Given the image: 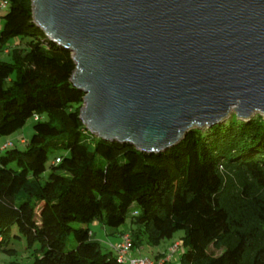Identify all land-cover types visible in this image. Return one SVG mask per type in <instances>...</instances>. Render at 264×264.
I'll return each mask as SVG.
<instances>
[{
    "label": "trees",
    "instance_id": "trees-1",
    "mask_svg": "<svg viewBox=\"0 0 264 264\" xmlns=\"http://www.w3.org/2000/svg\"><path fill=\"white\" fill-rule=\"evenodd\" d=\"M6 1L0 43L28 40L0 60V136L38 118L25 149L0 153V251L13 252L15 226L32 255L26 264H121L90 239L88 223L117 227L128 218L138 226L128 228L131 247L182 230L178 264H264L262 116L191 128L153 153L96 137L79 119L83 93L69 80L70 52L35 25L31 0ZM60 148L66 153L41 182L48 153ZM69 233L75 245L64 250Z\"/></svg>",
    "mask_w": 264,
    "mask_h": 264
},
{
    "label": "water",
    "instance_id": "water-1",
    "mask_svg": "<svg viewBox=\"0 0 264 264\" xmlns=\"http://www.w3.org/2000/svg\"><path fill=\"white\" fill-rule=\"evenodd\" d=\"M31 15L70 52L96 137L153 153L230 110L264 117V0H31Z\"/></svg>",
    "mask_w": 264,
    "mask_h": 264
},
{
    "label": "rangeland",
    "instance_id": "rangeland-1",
    "mask_svg": "<svg viewBox=\"0 0 264 264\" xmlns=\"http://www.w3.org/2000/svg\"><path fill=\"white\" fill-rule=\"evenodd\" d=\"M5 11H6V7H0V27L2 24V15L5 13ZM26 40H28V37L17 35V36L9 37L5 41L1 42L0 43V60L9 61L10 55L7 54L4 50H6V49L9 50L13 46H18V45L23 47L24 42ZM82 106H83V103H81L80 107H82ZM255 114L261 115L262 118L264 119L263 115L259 112L252 113L250 115V117L255 115ZM231 115L235 116L233 110H230L228 112V114L222 119L221 122H226ZM39 117L41 119H44L45 115L41 114ZM235 118L239 119L236 116H235ZM33 122H34V119L32 116H30L26 119V121L23 123V125L20 128L16 129L15 131H13L9 134L0 136V153L2 152L3 149H5V148H1V147L5 143H8V142L11 144V146H7L6 148L16 147L19 150L25 149L26 143L21 141V140H25V141L28 140V138L30 137V135L32 133ZM204 127H201L200 129H203ZM91 134L94 135V133H91ZM65 153H66L65 150L62 148L52 150L48 153L47 160H46V168L40 174V177H39V180L41 182L46 180V177L49 173V166L48 165L53 160V157L55 155H64ZM22 198H23L22 195L18 194L16 200L20 201ZM91 225H93V227ZM71 226L77 227L78 224L74 222V223H71ZM101 226H102L101 222L99 220H96V219L92 220L88 223L89 230L93 231L94 234H96L94 236L91 235L92 238H90V239L95 240L99 244V249L101 252H106L110 249V252L112 254L114 252L110 248L111 245L109 244V241H107V239H109L110 236L109 235L105 236L103 234ZM103 227L106 228L107 230L113 229L117 232L120 230H127L128 228H137L138 226L130 224L128 218H126L124 220V222L121 223L120 225H118L117 227H109V226H103ZM90 234H91V232H90ZM182 234H183L182 230L177 229L173 232V234L170 238H164V239L160 240V242L155 246H149L142 240L141 245H140V248H141L140 253L139 254L137 253L136 255H132V254H130V250H129V254L132 256H135V257L150 258V257H152V255L156 254V252H158V251L164 252L165 250H167V246L169 244L176 241L178 243V246L174 250L175 253L168 251V254L173 253L172 254L173 255L172 260H173L174 264H178L179 255L183 251V247L179 244L180 243L179 240L182 237ZM74 245H75V241H74L72 235L69 233L65 239L64 250H69L70 248L74 247ZM7 247L13 249V252L8 253V252L0 251V264H10L9 262H11L13 264H26L32 260V255L30 254L29 249H26L24 239H23V237H21V235H19L17 233L15 226H12L10 229Z\"/></svg>",
    "mask_w": 264,
    "mask_h": 264
},
{
    "label": "built area",
    "instance_id": "built-area-1",
    "mask_svg": "<svg viewBox=\"0 0 264 264\" xmlns=\"http://www.w3.org/2000/svg\"><path fill=\"white\" fill-rule=\"evenodd\" d=\"M7 1L0 0V7H6ZM33 119L36 120L38 118L37 114L32 115ZM25 142V140H21ZM7 146H11V144L5 143L1 148H6ZM55 162H58L59 159L55 158ZM178 243H174L171 247H169V251L173 252ZM110 248L113 250L115 254V259L118 263L121 264H162L163 260H156L147 258V257H135L129 254V250L131 249V238L129 233L123 232L119 235V240L115 244H111Z\"/></svg>",
    "mask_w": 264,
    "mask_h": 264
},
{
    "label": "crops",
    "instance_id": "crops-1",
    "mask_svg": "<svg viewBox=\"0 0 264 264\" xmlns=\"http://www.w3.org/2000/svg\"><path fill=\"white\" fill-rule=\"evenodd\" d=\"M5 52H6V50H4ZM92 227H93V225H91ZM103 226H105V225H103L102 224V231H103V234L105 235V236H107V235H109L110 236V238L109 239H107V241H109V244L111 245V244H115L118 240H119V235L122 233V232H127L128 231V229L127 230H120V231H115V230H113V229H109V230H107L106 228H104ZM89 232H91V234H90V238H92L91 237V235H96V234H94V232L93 231H91V230H89ZM180 241V240H179ZM174 243H177L176 241L175 242H173V243H171V244H169L168 246H167V250H165L164 252H156V254H154V255H152V257H150V259H155V258H157V260H163L165 263H167V264H174V262H173V260H172V254L173 253H175V251H173V253L172 254H168V249H169V247L171 246V245H173ZM180 245H181V242L179 243ZM141 245V244H140ZM140 245L139 246H133V247H131V249H130V254H132V255H136L137 253L139 254L140 253V250H141V248H140ZM110 250V249H109ZM170 252V251H169ZM112 255H114V253H112Z\"/></svg>",
    "mask_w": 264,
    "mask_h": 264
}]
</instances>
